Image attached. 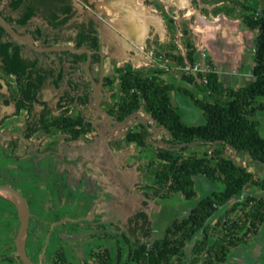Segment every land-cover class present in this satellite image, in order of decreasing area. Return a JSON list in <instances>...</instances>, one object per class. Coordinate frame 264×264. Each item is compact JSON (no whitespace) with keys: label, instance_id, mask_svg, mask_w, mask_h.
<instances>
[{"label":"trees","instance_id":"obj_1","mask_svg":"<svg viewBox=\"0 0 264 264\" xmlns=\"http://www.w3.org/2000/svg\"><path fill=\"white\" fill-rule=\"evenodd\" d=\"M201 1L205 5L213 6L211 14L214 17L221 14L230 15L228 10L218 6L219 4L231 3L247 11L241 17L243 24L252 32L258 31L254 79L239 88L227 87L221 81L215 64L209 60L211 71L207 75L200 74V77L206 78L207 83L202 87V91L208 93V96L199 98L195 92L162 79L159 76L162 72L153 68L133 69L131 63L122 66L114 64L113 74L104 77L103 93L109 91L113 92V99L119 97L113 104L102 100L104 110L108 106L106 111L117 121L122 122L143 109L157 123L159 129H165L170 134V139L165 142L166 146L156 147L154 156L148 164L139 167V171L146 178L153 179L150 186L152 193L146 194L148 199L152 197L169 199L179 196L184 201H192L198 196L196 189L198 177H205L211 183L222 185V189L200 200L187 216L174 220L160 239L148 242L142 240L137 232L127 231L125 237H132V240L128 244L126 263L187 264V249L192 245L191 264H198L204 256L202 264H226L231 253L258 236L264 226V178H259L257 172H252L244 164L247 159L255 163L257 171H264V136L261 123L254 119L259 113L264 112V106L257 105V101L264 98V8L261 14L257 15L247 6L250 0ZM260 1L264 4V0ZM10 8L14 12L23 13L17 19L7 17L2 12L1 14L9 23L20 27L28 25L37 13L35 6L25 5V0L12 1ZM158 9L169 33L174 35L175 20L170 17L164 6H158ZM63 12L70 13L71 10L64 9ZM203 12L209 14L208 10L204 9ZM70 19L71 17L67 16L59 20V15L55 14L49 23L54 29H60ZM182 26L186 54L183 55L174 43L164 45L161 54L176 66H184L186 61L191 64L196 61L197 49L190 29L187 24ZM30 34L35 43L41 42L42 46L58 44V40L45 37L41 29ZM71 41L77 48H88L93 51L92 70L95 65L101 64V56L98 52L101 51L102 45L94 22L81 25L77 37L68 42ZM53 55L57 56L59 64L55 60L49 61ZM86 61L87 54L35 52L13 41L0 27V79L7 82L9 78H14L16 81V89L10 94L9 99L0 94V100L4 99L6 105L11 102L15 104L16 112L13 117L27 114L31 118L35 105L44 106L40 117L28 122V133L24 135L26 140H30L41 130L51 129L68 130L72 141H78L92 133L97 134L93 120L86 115L93 100V87L84 71ZM66 64H69L67 68ZM77 76L84 80V84L77 80ZM50 79L57 89L65 83L69 88L57 104L58 116H54L48 104L40 99V93ZM182 79L190 85L195 84L193 76L183 74ZM116 84H118V92L115 89ZM81 88H83L81 95L73 94ZM171 92L185 95L195 107L199 108L205 118V124H185L169 95ZM73 107L79 110L76 118L69 116ZM151 128L152 126L148 124H139L137 130L128 131L122 140L111 142L110 146L116 151L130 146H136L141 150L150 149L154 147ZM149 138L151 142H148ZM193 143L208 147V151L203 156L197 153L185 156L190 144ZM240 156L241 161L237 158ZM78 162L79 160L74 163ZM248 186L256 187L262 194L246 196L241 206L244 209L243 217L239 216L233 221L227 220V217L239 210L240 204L234 203L223 216L219 217L215 228H212L210 222L242 195ZM138 215L145 219L147 217L145 213ZM60 219L57 218L56 221ZM64 225L62 224L61 227ZM217 227L221 228L222 237L218 242L210 245L209 241ZM101 228L106 230L105 226ZM137 229H140L139 226H136ZM146 234L144 237L147 238ZM29 246L28 236L27 250ZM116 246L115 256L110 248L105 247L98 252H91L90 257L94 262L83 261L80 264H122L125 257L124 246L119 240H116ZM7 260L12 261L9 258ZM15 260L23 264L18 254ZM53 264L72 263L68 261L64 249L60 248L55 252Z\"/></svg>","mask_w":264,"mask_h":264},{"label":"crops","instance_id":"obj_2","mask_svg":"<svg viewBox=\"0 0 264 264\" xmlns=\"http://www.w3.org/2000/svg\"><path fill=\"white\" fill-rule=\"evenodd\" d=\"M12 1L14 0H0V13L2 12L7 17L17 19L23 12L12 11L10 8V3ZM91 2H94V0ZM130 2L133 4H130ZM97 3V13L95 14L88 11L86 0H25L26 6L36 7V16L31 19L26 26H15L21 34L32 36L30 34L31 32L41 29L45 37L54 41L58 40L57 45L74 46L73 41H68L74 40L77 37L80 26L94 22L102 45L101 50L106 55V46L111 47L113 50V54H111L110 57H105V76L113 74L111 70L112 68L114 69V64L122 66L125 63H131V65L136 68L151 67L152 58L149 54L154 44L159 40L157 36L164 42V39L167 38L169 34L165 21L161 15H156L153 13V9L150 11L145 4L135 0L127 2L125 0H116L110 4H106L104 1H98ZM64 9H70L71 12L65 13L63 12ZM137 9H140V13L144 14L146 18L150 16L159 17L163 22L165 34L162 35V33L148 20H144L143 17L137 16ZM55 14L59 15V20L67 16H70L71 19L62 28L54 29L50 26L49 21ZM36 44L40 45L41 42ZM166 44H168V42H164V44L160 45L164 46ZM209 51L217 71L218 64L224 62L228 63L231 60L227 53H231V56H236V60L234 59L235 61L231 60L233 65L230 70L229 68L222 67V73L218 71L224 85L234 88L226 84V82L231 83L244 74L246 55L248 53L247 50L237 46V48L231 51H223L225 53L224 56L223 54L220 55L219 51L214 47L209 48ZM54 60L59 64L57 56L55 55L51 56L49 61ZM68 66L69 64H66V68ZM96 67H99L101 71V66L95 65L92 70L95 77H97L95 73ZM161 78L175 85L185 88L188 87L186 86L188 83L180 77L162 76ZM77 80L81 84H84V80L80 78V76H77ZM7 82L4 79H0L2 85L0 94L4 95L8 100L10 94L16 89V81L14 78H9ZM82 90L83 88L73 94L81 95ZM66 91H69L67 83L57 89L52 85V80L50 79L46 87L40 93L41 101L48 104L54 116L59 115L57 104ZM110 93L112 96L113 92ZM172 93L174 92L169 93L170 97H173ZM102 100L106 103H111L109 99L107 101L102 98ZM90 105L86 112L88 117L90 114ZM43 109L44 106L35 105L31 118H29L27 114L13 117L16 112L15 104L11 102L6 105L4 99L0 100V122L4 120L0 125V185H10L22 194L23 190H29L31 198L29 202L30 210L33 205L34 213L31 211L32 217L28 228L29 234L27 232L26 240L29 236L30 244L34 242L33 245L38 244L42 238L47 240L50 225L56 222L57 218L70 217L78 219L90 216L98 196L102 199L95 212V220L91 222V225L95 227L105 226L107 228L109 223L108 219H112L114 215L118 217L122 212L124 203H127L126 201L124 203L122 202V198L128 199L129 196L127 195L128 193L123 190V184L129 185L128 174H131V172L125 161L126 155L123 153L129 148L134 149V146H130L121 151H116L110 146L108 152L105 147L100 151L94 161L85 164L90 172H97L99 174V182L95 175L86 174L81 169L82 159L92 157L101 144V142H93L90 140L92 136L85 135L78 141H72L68 130L51 129L49 131L41 130L39 133L33 135L30 140L24 138V135L28 133V122L37 120ZM74 110H77V113H79L78 108L73 107L69 116L76 118L78 114L74 116ZM101 129L104 131V128ZM151 131L153 132V130ZM156 134V131H154L153 136ZM114 141L116 140L109 138V143ZM77 160H79V162L74 163ZM123 165H125V168H123ZM10 170L16 172L17 175H12ZM107 170L109 172L113 170L114 173H119L121 176L119 180L114 176L109 177L113 180L114 184L112 187H115L114 191L116 190L119 196V199L112 205L108 204L109 193L112 189H109V179L106 177L107 175L109 176ZM138 172L141 173L139 169ZM15 182L17 186L13 185ZM100 183L105 187L104 194ZM117 185L120 186L117 188ZM85 223L89 222L73 224L84 225ZM172 223V221H168L166 227H168V225L170 226ZM4 224L6 233L4 237H2L4 242H2V246L0 247V255L4 254L12 260L9 261L10 264H17L15 260L17 255L15 241L20 228V209L12 198L3 194L0 195V228H2ZM56 231L57 228L55 227L51 232L50 238L55 235ZM102 238L103 241H107L106 238ZM96 239L99 240L98 237ZM102 245L110 248L115 256L117 247L115 246L116 248H113V243L106 244L104 242ZM124 255L125 257L122 264H134L126 263L127 252H125V249ZM1 259L2 257L0 256V260ZM246 260V255H233L226 264H242ZM82 261L83 260H81V262ZM89 261L92 263L91 259Z\"/></svg>","mask_w":264,"mask_h":264},{"label":"rangeland","instance_id":"obj_3","mask_svg":"<svg viewBox=\"0 0 264 264\" xmlns=\"http://www.w3.org/2000/svg\"><path fill=\"white\" fill-rule=\"evenodd\" d=\"M98 1L102 2L103 0H94V2H96V6L98 4ZM115 1L116 0H106L104 2H106V4H110ZM135 1L143 3L142 1L144 0ZM146 6L149 8L150 11H152L153 9V13L158 16L160 15L158 6H164L165 10L169 13L170 17L175 20L176 33L174 35H171L169 33L167 35V38L164 39V42L176 44L179 48V51L182 52L183 55L186 54V50L184 48V37L182 35L183 24L188 25L190 29V34L196 46L197 50L195 60H201L202 55L206 54L208 60H211L214 63L209 51V48L211 47L217 49L220 55L223 54V56L225 55L223 51H231L232 49L237 48V46L245 48L248 53L246 55L247 58L246 66L243 72L244 74L237 78V80H234L231 83L226 82V84L234 88H239L244 86L250 80L254 79L255 49L258 31L252 32L246 27L245 24H243L241 17L247 13V11L243 7L231 3L219 4L218 6H223L226 10H228V13L230 15L227 16L225 14H221L217 17H214L211 14L213 6L205 5L202 3L201 0L200 2H198V0H163V2H160L159 0H151ZM247 6L251 7L253 12H255L257 15H260L262 9L264 8V4L260 0H250ZM204 9L209 11L208 15L203 12ZM157 38L159 40L157 43L154 44L153 48L150 50V53H154V58L157 59V64L159 66L161 64L160 56H162L161 54L163 47L160 44H164V42L161 41L158 36ZM105 49L107 50V55L105 54V57H110V55L113 54L112 48L106 46ZM227 54H229V56L231 57H229V59L236 60V56H231V53ZM231 60L228 63L224 62L218 64V71H223L222 67H226L227 69L229 68L230 70L233 65ZM132 68L139 69L142 67L136 68L132 66ZM147 68H153L158 72H162L159 75L160 77L166 76L182 78L183 75L180 71L175 70L173 68L167 74L164 73L163 70H161L159 67H154L153 65ZM95 71L97 78L100 79V68L96 67ZM111 72H114L113 68ZM194 79L195 84H193L192 86L186 84V86H188L187 88L195 92L199 98L208 96V93H204L202 91L204 83L200 82L201 78L199 80L194 77ZM115 89L118 92V84L115 85ZM172 95L173 97L171 98L175 106L178 108V112L182 118V121L185 124H205L206 121L200 109L195 107L185 95H181L176 92L172 93ZM101 98L107 101L109 99L112 104L114 101L119 99V97L113 99L109 91H106L105 93H103L102 91ZM257 105L264 106V98L259 99L257 101ZM108 108L109 107L107 106L105 110ZM77 114V110H74L73 115L77 116ZM96 117L97 115L95 112L94 103L92 102V104L90 105L89 118L91 120H94ZM254 119L258 120L261 123V131L264 136V112L259 113ZM140 123L152 126V128H155L157 134L152 137L154 147H151L147 150H141L140 148L134 146V149L129 148L123 153L126 155L125 161L128 168L130 169L129 171L131 172V174H128L129 185L123 184V190H125L128 193L127 195L129 196L128 199L122 198V202L124 203L126 201L127 203H124L121 214H119L118 217L117 215H114L112 219H108L109 223L107 225L106 230H103L101 227H95L94 225H91V223L79 225L67 222L62 228L61 226H57V231L55 235L50 238V245L47 250V260L45 264H53L55 252L60 248L64 249L68 261L70 260L71 262H69L72 264H79L81 260L89 261L90 259L92 260V262H94V260L90 257V254L92 251L98 252L102 248H105L102 245L104 244V242L106 244L113 243V248H116V240H119L122 246H124L125 252H127L128 244H130V241L132 240V237H125L127 231L137 232V234L142 238V240L148 242L160 239L163 237L164 232L167 229L166 224L168 223V221L173 222L176 219H182L183 217L187 216L190 211L198 205L200 200H202L206 196H209L212 192L222 189L221 184H214L211 183L205 177H198L196 178V189L198 192V196L192 201H184L182 197L179 196H175L169 199H161L154 197L148 199L146 197V194L152 193L150 186L153 183V179L146 178L142 173L138 172V169L140 166H146L148 164L149 160L154 156L156 147L166 146L165 142L170 139V134L165 129H159L157 127V123L147 113H145L143 109L138 113H135L134 115L130 116L124 124H103L101 125V128H104L105 132L103 131V133H105L106 136H108L109 138H112L113 140H122L128 131L137 130ZM90 136H92L90 140H92L93 142H101L96 133H92L90 134ZM105 149L108 152L110 150L109 147H106ZM206 151H208V147L195 144L190 146V149L185 153V156H189L192 153H197L199 156H203ZM237 158L239 161L242 160L241 156ZM244 164L247 165L252 172H257L259 178H264V171H257L254 162H249L246 159L244 161ZM123 168H125V165H123ZM10 173H12V175H17V173L13 170H10ZM107 173H109V176H106L107 179H109V189H112V191L109 193L110 196L108 204L112 205L115 203V201L119 199V196L117 195L116 190L114 191L115 187H112V185L114 184L113 180H111L109 177L114 176L117 177V179L119 180L121 179V176L119 173H114L113 170L111 172L107 170ZM13 185L17 186L16 182ZM119 186L120 185H117L116 187L118 188ZM23 194L25 198L30 202L31 198L29 195V190H23ZM248 194L260 196L262 192L256 187L250 186L228 207L223 209L220 214L210 222V226H212V228H215L216 224L219 221V217L223 216L225 212L234 203L240 204L239 210L235 214H232L227 217V220L233 221L239 216L243 217L244 209L241 206L242 202L244 201L246 196H248ZM99 197L100 196H98V198ZM31 211L32 213H34L33 205L31 206ZM140 213H145L147 215L146 219L143 217H139L138 214ZM132 220L133 223H131ZM136 226H139L140 229L136 230ZM140 226H143V228L141 229ZM2 228H0V247L2 246V242H4V239L2 237H4V234L6 233V230L4 229L5 224ZM144 234L148 235V237H144ZM97 237L99 238V240L96 239ZM102 237H108L106 238L107 241H103ZM221 237V228L217 227V229L212 234L209 244H215L220 240ZM46 241L47 240L45 238H42L38 244L33 245L34 242L30 244L29 253L34 261L38 262L39 254L42 253V250L46 245ZM191 250L192 245H190L187 249V263L189 264H191L192 262ZM233 255H246L247 260L244 261L242 264H264V226L262 227L258 236L253 237L248 244L241 245L236 248L231 253L230 257ZM0 256L2 257V259L0 260V264H10L7 260L8 257L6 255L1 254ZM204 259L205 256L202 258V261ZM202 261L198 264H202ZM16 262L17 264H21L18 260H16Z\"/></svg>","mask_w":264,"mask_h":264},{"label":"water","instance_id":"obj_4","mask_svg":"<svg viewBox=\"0 0 264 264\" xmlns=\"http://www.w3.org/2000/svg\"><path fill=\"white\" fill-rule=\"evenodd\" d=\"M0 27H2L7 32V34L12 38L13 41H15L16 43L20 45H25L29 49L35 52H38V53L64 54L66 52H69V53L76 54V55L87 54V61L85 63L84 71H85L86 77L91 82L92 87H93V103H94L95 112L97 115V118L92 123L97 132L98 138L101 140V144L99 145L95 154L92 157L82 159L81 169L86 174L95 175L98 181L100 182L99 174L97 172H90L85 166V164L94 161L103 148L105 147L110 148L109 138L103 133L99 125L112 124V123L124 124L128 120L127 118L126 120L119 122L109 112L104 110L102 107L101 94H102V87H103L104 76H105V53L102 50L98 52L101 56V64H100L101 76H100V79L97 81L91 69L92 55H93L92 50L88 48H77L76 46H73V45L42 46V45L36 44L32 36L21 34L18 31L17 27L9 23L1 13H0ZM140 124H144V123H140ZM151 130L155 131V128H151ZM148 142H151L150 138L148 139ZM195 144H199V143H193V144H190V146L195 145ZM100 185L103 189V194H104L105 187L101 183ZM249 187L250 186H248L247 188ZM6 193H10L15 196L16 199L15 200L13 199V200L14 202H16V204L18 205L20 209V228H19V233L15 241V246H16L17 254L23 264H45L47 260V250L50 244V236H51V232L53 231V229L67 222H70V223H80V222L91 223L93 222L95 220V212L102 199L101 197L97 199L93 209L91 210L90 216L81 217L78 219L65 217L59 221L51 223L50 230L47 235L46 245L44 246L42 253L39 255L38 262H35L31 258L30 254L28 253V250L26 247V236H27L29 225H30V220L32 217L29 201L23 196L21 192L11 187L10 185H0V195L6 194Z\"/></svg>","mask_w":264,"mask_h":264},{"label":"built area","instance_id":"obj_5","mask_svg":"<svg viewBox=\"0 0 264 264\" xmlns=\"http://www.w3.org/2000/svg\"><path fill=\"white\" fill-rule=\"evenodd\" d=\"M150 56L152 58V62H151L152 65L154 67H159L166 74L169 73L171 69L173 68L175 70L180 71L182 74L193 76L199 80L201 78L200 80L201 83H204V84L207 83L206 78L200 77V74L207 75L211 71V67L209 66V63H208L209 60L206 54H203L201 60H196L194 64H191L188 61H186L184 66L173 65L170 59L165 58L164 56H160L161 64L158 66L157 59L154 58L153 52L150 53Z\"/></svg>","mask_w":264,"mask_h":264},{"label":"bare ground","instance_id":"obj_6","mask_svg":"<svg viewBox=\"0 0 264 264\" xmlns=\"http://www.w3.org/2000/svg\"><path fill=\"white\" fill-rule=\"evenodd\" d=\"M130 1V0H129ZM123 2V1H122ZM127 2V1H126ZM130 4H133L132 2H130ZM125 5V4H124ZM134 6V5H133ZM141 6V5H140ZM128 7V6H127ZM142 9V8H141ZM141 12V10L140 9H137V13L138 14H136V13H134V14H136L137 16H141V17H143V19L144 20H148L150 23H152L157 29H158V31H160L161 33H162V35H164L165 34V30H164V26H163V22H162V20L159 18V17H157V16H150V17H148V18H146V16L144 15V14H142V13H140ZM128 14H129V12H128ZM148 15H149V13H148ZM149 24V23H148ZM5 196L7 195L8 197H10V198H12V199H16L15 198V196L14 195H12V194H10V193H6V194H4Z\"/></svg>","mask_w":264,"mask_h":264},{"label":"flooded vegetation","instance_id":"obj_7","mask_svg":"<svg viewBox=\"0 0 264 264\" xmlns=\"http://www.w3.org/2000/svg\"><path fill=\"white\" fill-rule=\"evenodd\" d=\"M87 1V8H88V11L90 12V13H97L96 11V5H95V3L96 2H91V0H86ZM103 1H106V0H103ZM109 1V0H108ZM125 1H129V0H125ZM149 1H151V0H144V1H142L143 2V4H145V5H147L148 4V2ZM160 2H163V0H159ZM167 1H169V0H167ZM193 1V0H192ZM198 2H200V0H198ZM28 253H29V250H28ZM30 254V253H29ZM40 255V254H39ZM31 256V255H30ZM32 258V257H31ZM36 262V261H35Z\"/></svg>","mask_w":264,"mask_h":264}]
</instances>
